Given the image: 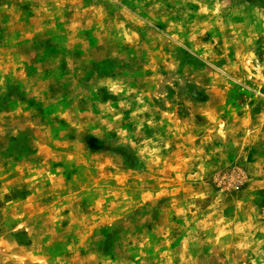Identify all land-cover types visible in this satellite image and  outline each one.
Wrapping results in <instances>:
<instances>
[{
    "label": "rangeland",
    "instance_id": "obj_1",
    "mask_svg": "<svg viewBox=\"0 0 264 264\" xmlns=\"http://www.w3.org/2000/svg\"><path fill=\"white\" fill-rule=\"evenodd\" d=\"M0 264H264V0H0Z\"/></svg>",
    "mask_w": 264,
    "mask_h": 264
}]
</instances>
